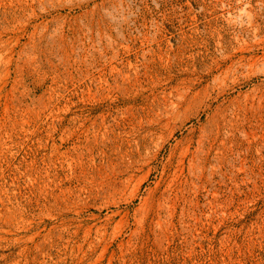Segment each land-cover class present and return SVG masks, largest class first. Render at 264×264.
I'll return each mask as SVG.
<instances>
[{
  "label": "rangeland",
  "instance_id": "1",
  "mask_svg": "<svg viewBox=\"0 0 264 264\" xmlns=\"http://www.w3.org/2000/svg\"><path fill=\"white\" fill-rule=\"evenodd\" d=\"M0 264H264V0H0Z\"/></svg>",
  "mask_w": 264,
  "mask_h": 264
}]
</instances>
